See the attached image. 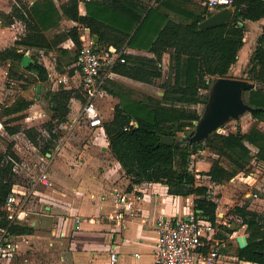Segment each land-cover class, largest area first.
Segmentation results:
<instances>
[{"label":"trees","instance_id":"16d2710c","mask_svg":"<svg viewBox=\"0 0 264 264\" xmlns=\"http://www.w3.org/2000/svg\"><path fill=\"white\" fill-rule=\"evenodd\" d=\"M81 1L85 2L86 14L80 11ZM188 2L157 0L156 6L147 7L141 0H65L59 5L55 0H35L32 3L17 0L9 12L0 10V20L5 26H11L18 20L23 22L25 34L13 46L0 49V62L11 61L12 64L21 65L25 51L20 46H25L46 51L60 48L62 53L70 54V63L73 64L83 43L80 29L83 25L90 29L92 36L99 37V43L96 44L99 48L114 45L122 49L128 46L152 52L153 56L126 53V62L114 67L118 74L151 83L163 77V57L172 50L169 69L173 80L164 83L163 96L137 100L117 92L121 101L116 104L113 117L104 121V128L112 153L131 179L127 190L145 181L163 182L168 185L171 194L195 195V211L198 213L199 210L198 214L209 218L215 225L218 202L210 196L209 185L199 183L198 173L192 171V157L202 149L217 154L209 170L200 171V174L208 175L214 184H223L241 169L249 168L253 159L264 163V131L257 123L247 132H215L201 147L193 143L167 145L161 142V135L177 137L187 128L196 126L195 121L201 119L202 113L195 105L207 103L209 99V93L201 92L203 88L211 89L212 81L208 76H228L245 45L246 22L264 18V0H234L232 21L205 29H200L199 23L225 5L215 10L207 6L199 10L184 7L183 3ZM171 11L186 19L175 20ZM63 19L78 24L56 33L53 38L49 37L47 31L58 27ZM69 39L75 43L73 54L61 47ZM32 58L35 62L26 69L34 72L37 81L44 84L49 79V70L34 55ZM250 63L248 73L260 87L247 91L248 98H245L252 106L262 108L252 115L264 121V26ZM57 68L66 72L68 65L59 61ZM69 71L73 74L75 68ZM9 73L25 79L12 65ZM50 96L53 115L52 121L47 124L49 137L40 144L37 129L24 130L44 154L57 145L58 135L54 131L53 119L68 120L71 99L81 95L75 89L60 88L50 91ZM33 103V100L20 99L7 107L6 112L18 114ZM133 120L139 126L133 125ZM6 128L10 134L20 130L16 125H7ZM224 158L231 163L230 166ZM13 159L19 160V157L10 143L5 152H0V203H3L17 180ZM235 212L242 218V224L247 226L248 234V245L238 248V257L255 264H264V211L241 205L235 207ZM7 224L4 212L0 211V226ZM10 229L14 234H29L34 227L31 224H16ZM236 229L228 228L227 231L232 234Z\"/></svg>","mask_w":264,"mask_h":264},{"label":"crops","instance_id":"0c3cea01","mask_svg":"<svg viewBox=\"0 0 264 264\" xmlns=\"http://www.w3.org/2000/svg\"><path fill=\"white\" fill-rule=\"evenodd\" d=\"M189 1L188 4H193V0ZM83 5L85 6V2L81 1L80 11L82 14H86V8L84 9ZM258 22H260L259 24L262 27L264 26V18ZM67 45H70L69 40L65 43V48L74 52ZM124 48L126 53L146 56L154 55L145 49L128 46ZM165 54H169L168 60L165 61L170 63V52ZM74 64L69 65L67 71L73 68ZM58 73L64 72H61L56 65L54 73L51 72L50 74L55 75ZM112 78L132 79L116 72ZM49 80L52 83V90H59L53 79L49 77ZM75 90L81 96L71 99L72 110L68 115L69 121H75L79 117L81 108L84 105V95L79 90ZM103 91L98 96L96 104L101 110L105 107L104 103L109 101L108 103H111V106L108 108V113L111 108L112 113H110L111 115L109 114L111 119L117 103L113 104L115 96L111 92L103 93ZM75 102H81L83 105L81 106L79 103V110L73 116L72 111ZM33 105L35 104H32L29 108L33 107V114L38 116V112L43 110L34 113V109L38 107ZM77 122L79 123V121H76L75 124ZM103 127L97 128L98 131L101 129L100 135L86 143L82 148L68 149L69 143L60 146L56 145L52 148L57 150L53 160L58 157L55 161V172L53 175L50 172L53 186L44 188L41 184L38 185L34 195L39 196V200L36 202L35 207L29 208L31 213L35 210L36 217L35 219L29 217L28 221L22 222V224H31L34 230L29 234H16L18 235L15 239L17 243L16 253H18L19 248L24 250L44 248L46 253L50 251L49 256L52 259L47 264H110V255L116 252L118 254L116 264H151L160 222L165 219L187 218L189 213L195 211V195H174L169 192L168 185L163 182L145 181L134 184L128 190L136 199V205L139 209L138 215L124 220L122 225H117L114 220L108 219L106 215L117 210L116 205L113 203V191L115 189L127 190L131 179L126 175L121 163L112 153L105 128ZM37 131L41 132V134H45L44 132L47 131L49 137L48 127L45 130L40 129V131L37 128ZM23 132L25 133V131ZM9 135L16 140L21 136V133L18 131L15 134L9 133ZM25 135V145L32 150V153H36V155L38 152L42 153L40 146L30 139L26 133ZM10 143H12V149L19 157V160L13 159L14 167L18 169V161H21L24 157L17 151L20 149V144L16 141H11ZM36 155L34 156L35 159L32 158L34 164L38 159ZM210 166L211 162H207L205 169L200 170L208 171ZM14 172L16 176L17 172L20 174L19 170ZM34 177H32V181ZM14 185V188L19 190L30 187L18 180H16ZM214 185L216 187L224 186V184ZM211 186L213 185L211 184ZM210 193L211 197L215 199L214 194L216 193L211 191V189ZM197 211L198 213L200 212L199 210ZM227 214V210L222 209L218 205L217 219L219 222L215 224L212 238L223 242V244L225 236L222 235L221 227H229L231 222ZM199 215L204 216L202 214ZM43 217L46 221H43ZM77 218L81 219L80 223H77ZM238 230L239 228L232 234H228L229 237L237 240L239 235L246 234H242ZM62 233H65V235H62ZM246 235L248 237V234ZM19 238H23V242H17ZM223 248L224 246H222L218 264H229L230 262L226 260L229 256L223 252ZM137 254L140 256H137ZM102 256L103 258H101ZM230 258L236 260L234 264H255L251 261L242 260L238 256ZM47 259L49 260V257Z\"/></svg>","mask_w":264,"mask_h":264},{"label":"rangeland","instance_id":"374dc122","mask_svg":"<svg viewBox=\"0 0 264 264\" xmlns=\"http://www.w3.org/2000/svg\"><path fill=\"white\" fill-rule=\"evenodd\" d=\"M17 0H0V10L10 11L12 5ZM27 2H32L35 0H25ZM56 3L59 5L62 0H55ZM205 0H193V4L183 3V6L187 9H199L204 8L206 5L204 4ZM145 6H156L157 0H142ZM83 8L86 7L83 5ZM172 17L175 20H185V16L180 15L179 13H175L173 11L170 12ZM75 21L69 19H63L60 22V25L56 28H51L47 31L49 37L53 38L56 33H61L70 27L75 25ZM258 21H247L246 22V33H245V45L241 49L239 53V60L235 63L228 76L232 78H239V79H249L256 83V88L260 87L257 81L252 80L250 74L248 73L251 67L250 59L255 48L258 46V37L262 33V26L259 24ZM78 24V23H77ZM81 32H87L85 26L80 27ZM25 34V25L21 21H16L15 24L11 26H5L2 21L0 20V49H4L6 47L13 46L17 39H20L21 36ZM68 41V40H67ZM61 44V47L65 48V43ZM20 49L25 51V54H29L30 56L34 55L39 61L44 63L49 70V73H54V68L58 62L62 61L63 65H73L70 63V54H64L58 49H54L51 51L34 49V48H27L25 46H20ZM68 50V49H67ZM170 50L169 52H171ZM69 53H72L71 51ZM73 54V53H72ZM169 54H165L163 57V77L154 79L153 82H141L133 79H121L115 78L113 79L108 78L105 84V91L103 93L111 92L115 97L113 104L119 103L121 101L120 96H118L117 92H123L130 96L133 99L137 100H147L149 97H162L165 91L164 83L168 80H173L172 72L169 69V62L165 61L168 60ZM11 65L15 67L19 73H22L25 77L18 78L17 75H13L9 73ZM21 63V65L15 63L12 64L11 61L8 62H0V152L6 151L9 143L11 141H16L20 144V149L17 151L21 154L22 158L21 161H18L20 171L17 172L16 179L22 183H25L27 186H30L32 182V177L37 173V169L34 164L35 155L36 153H32V150L29 149L26 145L24 140L26 141V135L23 132L25 129L28 128H38L45 130L48 127V123L52 121L53 111L51 109V101H50V91L52 90V83L51 81H47L43 84L42 92L38 94L37 86L39 82L35 77L34 72H30L26 69ZM216 76H208V79L214 82ZM51 79V78H50ZM212 85V84H211ZM203 94L210 93V89L203 88L201 90ZM40 95V98L38 96ZM245 96L248 98V93H245ZM29 99L33 100L35 105L38 108L34 109V113L37 111L43 110V115L39 112L38 116L33 114V107L26 109L18 114H8L6 112L7 107H11L16 101L20 99ZM109 102V101H108ZM105 102L103 109H101L103 120L107 121L109 118V114L112 113V109L108 108L111 106V103ZM81 106L83 105L79 102ZM79 103L75 102L73 104V111L72 115L75 116L77 111L79 110ZM71 110H72V101L70 102ZM196 109L202 114L205 111L206 103H199L195 105ZM45 113V115H44ZM40 115V116H39ZM111 115V114H110ZM14 119V120H13ZM73 123V122H70ZM259 124L260 128L264 131V121H260L255 118L252 113H246L238 120H232L228 122L225 126L227 131H241L247 132L252 126L255 124ZM7 125L11 126H18L19 132L21 136L14 140L12 136L9 135V131L6 128ZM76 126V127H75ZM75 126L71 130L66 131H59L57 132L58 139L56 140L57 145H64L65 143H69L70 146L67 148H75L79 149L82 148L86 143L98 137L101 133V129L99 131L97 129H92L86 126L84 120H80V122L75 124ZM104 128V127H103ZM195 127H189L184 132L180 133L177 136V139H182L184 136L190 135V133L195 130ZM56 127H54L55 131ZM227 132V133H228ZM48 134H41L38 135L37 140L39 143H44ZM183 144H189L183 143ZM253 153H256L253 150ZM58 155V154H57ZM218 157L217 154L210 151L209 149L205 150H198L196 154L192 157L191 169L197 174L199 183L208 184L211 191H214L215 199L218 201V205L222 207V209L227 210L229 217L230 226L229 227H221L222 235L225 236L223 252L227 254L229 257L226 259L229 261V264H234L236 260H233L230 257L238 256V248L239 244L235 238L229 237L228 228H239V232L246 233L247 226L242 224V218L236 214L235 207L246 205L249 209L263 212L264 211V163L259 162L257 159H253L251 165L247 169H241L236 176H234L231 180L225 181L223 187H216L213 182H211L210 177L208 175L202 173L200 174V169H205L207 162H212L213 158ZM58 158V157H57ZM53 160L51 164L50 172L53 175L55 172V161ZM226 164L228 166L231 165L226 158H224ZM211 184L213 186H211ZM44 187V186H43ZM45 188V187H44ZM43 188V189H44ZM42 189V188H41ZM248 193H258L257 197L248 196ZM39 196L33 195L31 198L30 204L28 207H35L36 202H38ZM31 219H35V210L31 213ZM43 221H46L43 217ZM17 242H23V238L17 239ZM44 248H39V250H24L19 248L18 253L13 254L11 257L0 260V264H47V262L52 261L49 253H46ZM49 257V260L47 259ZM103 258V256L101 257ZM105 259V258H104ZM107 264V263H103Z\"/></svg>","mask_w":264,"mask_h":264},{"label":"built area","instance_id":"2783aa9c","mask_svg":"<svg viewBox=\"0 0 264 264\" xmlns=\"http://www.w3.org/2000/svg\"><path fill=\"white\" fill-rule=\"evenodd\" d=\"M234 0H205L204 4L211 10L220 5L233 6ZM224 6V7H225ZM85 14V13H83ZM81 32L82 45L78 49L77 59L74 64L75 72L70 71L58 74H50L57 89H77L84 95V105L81 108L79 117L75 121L53 119L55 132L71 130L76 121L84 120L89 128H101L104 120L96 101L101 92L105 89L108 78H111L115 71L114 67L119 63L126 62L125 48L118 49L114 45L99 48L94 42V36L90 29ZM70 48L74 49L75 43L69 39ZM39 113V112H38ZM43 115V112H41ZM45 115V113H44ZM73 122V123H70ZM136 125L135 120L132 121ZM220 133H227L226 126L219 130ZM44 133H47L45 131ZM50 135V134H49ZM35 149H37L35 147ZM38 152V151H37ZM56 149L50 152L37 153L35 167L37 173L29 188L19 190L12 187L3 203H0V211H3L8 222L0 226V260L11 257L17 251L15 239L18 235L11 232V226L22 224L28 221L31 211L28 207L31 198L36 192L39 184L48 188L53 186V179L50 168ZM14 171H18L16 167ZM113 203L117 210L108 213L106 217L114 220L117 225H122L124 220L136 217L138 207L134 195L128 190L115 189L112 193ZM211 196V193H210ZM248 196L257 197L258 193H248ZM81 219L77 218V223ZM216 222H219L216 219ZM215 225L207 217L200 216L196 211L189 213L187 218L162 220L158 228V237L153 249V261L151 264H218L222 243L212 238ZM65 235V233H62ZM137 256H140L137 254ZM118 254L110 255V264H116Z\"/></svg>","mask_w":264,"mask_h":264},{"label":"water","instance_id":"95a60500","mask_svg":"<svg viewBox=\"0 0 264 264\" xmlns=\"http://www.w3.org/2000/svg\"><path fill=\"white\" fill-rule=\"evenodd\" d=\"M235 8L225 6L215 11L202 22L199 23L200 29L228 24L232 21ZM243 25V22H241ZM94 42L99 43V37L94 36ZM35 60L29 54H25L22 65L28 67ZM209 82V80H208ZM43 85L37 86V92H42ZM256 88V83L249 79L232 78L230 76L217 77L211 85L209 99L206 108L199 121H195L196 128L190 135L184 136L182 140L174 135H161V142L167 145H178L189 141L194 146L201 147L203 143L215 132L224 127L232 120H238L246 113H254L261 110V107L252 106L245 98V93ZM40 98V95L38 96ZM136 126H139L138 123ZM237 242L241 248L248 245L246 234L239 235Z\"/></svg>","mask_w":264,"mask_h":264},{"label":"flooded vegetation","instance_id":"af4514ba","mask_svg":"<svg viewBox=\"0 0 264 264\" xmlns=\"http://www.w3.org/2000/svg\"><path fill=\"white\" fill-rule=\"evenodd\" d=\"M182 140V139H181ZM189 141L187 140V141H184V143H188ZM190 143V142H189Z\"/></svg>","mask_w":264,"mask_h":264}]
</instances>
